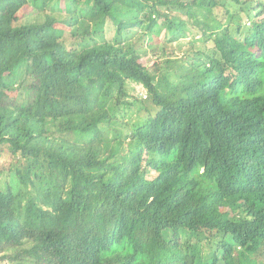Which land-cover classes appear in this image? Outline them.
Here are the masks:
<instances>
[{
  "label": "trees",
  "instance_id": "trees-1",
  "mask_svg": "<svg viewBox=\"0 0 264 264\" xmlns=\"http://www.w3.org/2000/svg\"><path fill=\"white\" fill-rule=\"evenodd\" d=\"M3 151L0 264H264V0H0Z\"/></svg>",
  "mask_w": 264,
  "mask_h": 264
},
{
  "label": "rangeland",
  "instance_id": "rangeland-1",
  "mask_svg": "<svg viewBox=\"0 0 264 264\" xmlns=\"http://www.w3.org/2000/svg\"><path fill=\"white\" fill-rule=\"evenodd\" d=\"M54 8L51 11H48V13H57V5L55 3H53ZM38 13H36L35 10L32 9H28L26 11H22L21 13H19V17H23V18H27V19H32L34 17H39L40 20H43V16L41 15H37ZM224 23V25L222 24V26L224 28H226V21H222ZM242 23L245 25V27H248L247 21L243 20ZM247 24V25H246ZM212 31H214V28H212ZM212 32V33H213ZM50 35L53 34L52 32H49ZM198 38H196V41H193L190 37H186L183 39H180L179 41H175L172 44H168L166 43L167 41V37H166V33L164 30H162L159 34V41L160 43L164 42L167 44V48L171 49L173 52V56H182L181 54L184 53L186 50H189L190 48H194V49H202L208 53H210L211 49L213 48L214 44L210 41H200V40H206L200 36H197ZM198 39V40H197ZM144 48L147 47L146 43L143 44ZM168 49V50H169ZM170 51V50H169ZM135 91L136 93L139 92H144L142 90V87L140 86H135ZM15 166V158H13V156L8 152V151H3L2 154H0V189L4 188V184L6 181H4V177L7 174V172H9L8 170L13 168Z\"/></svg>",
  "mask_w": 264,
  "mask_h": 264
}]
</instances>
